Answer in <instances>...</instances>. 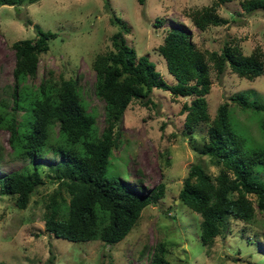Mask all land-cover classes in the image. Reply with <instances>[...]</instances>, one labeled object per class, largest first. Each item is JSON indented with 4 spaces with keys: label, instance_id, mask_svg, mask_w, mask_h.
<instances>
[{
    "label": "rangeland",
    "instance_id": "1",
    "mask_svg": "<svg viewBox=\"0 0 264 264\" xmlns=\"http://www.w3.org/2000/svg\"><path fill=\"white\" fill-rule=\"evenodd\" d=\"M240 0H227L214 6L226 22L207 24L203 29L188 17L212 0H35L18 6L0 5V98L10 101L14 55L11 43L32 37L33 25L48 29L55 36L38 56L35 74L27 84L37 85L43 77L75 78L87 109L96 113L101 129L103 101L92 90L94 72L91 61L96 53L110 49V35L116 26L111 12L124 19L129 31L125 38L137 55L145 54L161 77L174 78L164 59L154 49L164 29L182 25L193 44L201 50H219L223 42L238 46L243 53L258 47L264 54V10L245 12ZM187 15V16H186ZM155 17L162 18L153 26ZM209 91L205 95L207 112L213 117L218 103L242 89L256 90L264 96V67L260 75L248 79L237 76L228 66L216 74L209 63ZM187 96L172 95L168 90L152 88L147 98L132 99L114 125L116 146L105 167L106 177L137 183L149 189L159 181L164 193L145 205L136 222L123 238L114 243L99 239L72 241L47 233L43 227L46 204L56 190L49 175L57 156L45 151L40 157L27 158L11 152L8 131L0 128L4 146L0 174L13 169L32 170L34 163L43 183L31 192L26 206L17 208L10 195L0 196V264H147L156 242L164 246L165 264H264V209L254 207L250 223L228 218L211 243L199 241V215L179 200L177 194L188 166L198 161L214 175L218 166L195 150L205 140L208 123L201 121L188 130L183 125L180 105ZM10 104V102H9ZM241 131L256 138L258 131L249 112L229 101ZM17 118H19V113ZM233 118L232 122L237 121ZM244 130H243V129ZM53 136L56 127L53 128ZM191 131V132H189ZM245 134V133H244ZM67 200L68 195L59 190ZM254 201V196L249 195Z\"/></svg>",
    "mask_w": 264,
    "mask_h": 264
},
{
    "label": "trees",
    "instance_id": "2",
    "mask_svg": "<svg viewBox=\"0 0 264 264\" xmlns=\"http://www.w3.org/2000/svg\"><path fill=\"white\" fill-rule=\"evenodd\" d=\"M33 1L0 0V5L18 6ZM225 1L212 0L188 17L200 29L209 23L226 22L227 18L214 11V6ZM105 5L108 7L107 0ZM239 5L249 13L264 10V0H240ZM111 13L116 26L110 35L112 47L96 53L91 61L92 90L103 101L101 129L96 125V113L87 109L75 78L43 77L37 85L26 82L35 74L38 56L47 50L54 32L33 25L32 37L11 43L13 81L10 104L0 98V128L8 131V144L17 155L35 159L51 151L57 156L49 175L56 181V191L46 204L45 231L72 241L99 239L114 243L125 236L145 205L163 196V181L146 189L129 180L104 175L119 133L114 130L115 123L132 99L147 98L152 88L189 98L179 109L188 130L201 121L208 123L205 140L195 150L207 155L218 170L212 175L198 161L191 163L177 194L199 215L200 243H211L228 218L250 223L254 207L264 209V96L252 89L235 91L217 104L210 118L205 95L210 86L209 63L216 74L228 66L237 76L252 79L263 71L264 54L258 47L243 53L228 41L219 50H201L182 25H171L164 29L161 42L154 48L174 78L169 83L145 54H136L125 38L129 31L126 21ZM161 20L155 17L153 26H159ZM229 101L249 112L258 131L256 138L239 129L237 125H242ZM233 118L237 123L232 122ZM3 149L0 143V159ZM42 183L36 163L29 171L13 169L0 174V196L10 195L15 206L22 209L31 192ZM59 190L68 195L66 201L61 194L55 199ZM164 251L162 243L156 242L147 264H165Z\"/></svg>",
    "mask_w": 264,
    "mask_h": 264
}]
</instances>
